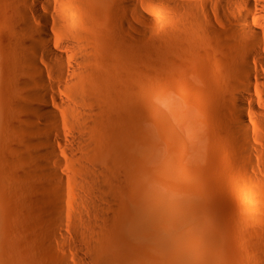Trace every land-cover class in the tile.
Wrapping results in <instances>:
<instances>
[{
  "label": "rangeland",
  "instance_id": "rangeland-1",
  "mask_svg": "<svg viewBox=\"0 0 264 264\" xmlns=\"http://www.w3.org/2000/svg\"><path fill=\"white\" fill-rule=\"evenodd\" d=\"M84 1V11L80 10L86 13L91 23L90 30L87 27L88 32H84L88 34L84 38H87L88 56L95 62L94 69L90 68L94 72L99 66L100 74L105 75L102 78L98 73L99 80H96L97 70L91 80L99 81V84L95 82L99 86L100 80L104 81L102 85L113 78L115 80L117 72L121 75L120 78L118 76L120 80H125L122 76H129L126 78H129V83L125 80L128 86L116 79L114 82L118 83L110 85L109 90L111 92L114 86L117 89L120 83L121 93L131 97V107H128L132 109L130 136L114 130L119 125L116 128L108 126L106 131L109 128L111 131L103 133L106 138L104 143L101 139L104 150L108 152H101L104 157L109 151L112 154L109 150L112 145H115L113 153L118 156L124 154L125 147L120 146L126 140L132 149V165L129 167L132 172L128 170L132 178L120 204L119 222L110 228L113 230L108 256L121 260L120 264L126 263L123 261L126 257H132V264H264V257L261 256L255 263L250 253L252 247L260 244L259 249L264 243V212H260L263 209L261 206H264L260 202L264 192V122H259L249 109L246 110L247 128L253 135L249 141L253 158L247 159L237 140L231 137L230 130L215 117L216 98L220 91L214 80L221 75L223 63L220 50L211 44L196 43L194 46L191 44L190 51L187 48L184 50L187 53L184 57L183 47L180 51L178 47L171 49V44L168 46L160 42L165 37V20L174 17L182 2L193 1L203 7L208 0ZM37 2L40 11L50 16L43 9V1ZM1 4L0 45L2 38L5 43L6 40L7 43L11 41L16 31L13 27L15 23L10 25L13 21L10 19L12 22H9L7 14L3 15L5 11ZM207 12L212 16L211 8ZM53 21L54 18L51 21L53 32L64 42L72 44L73 36L58 32ZM201 25L205 29L203 21ZM195 40L204 42L196 37L190 39ZM168 48L172 50L169 60L165 58L170 52ZM173 48L179 49V59ZM4 49L10 53L8 47ZM163 52H166L165 56ZM4 54L3 64H6L2 66L7 68L11 55L7 59V53ZM9 64L14 67L12 62ZM12 66L10 70L15 69L16 73L12 70L8 74L10 77L5 76L8 69L3 72L2 68V73L6 74H0V253L12 251V257L9 255L11 259L5 256L12 264H100L97 258H93L96 256L92 257L89 253L87 239L93 225L103 227V220L96 211L100 200L90 194L83 171L103 170V155L101 163H91L89 151H82L79 147L71 152L68 162L59 153L62 165H49L51 171L64 178L59 186L63 214L61 234L49 222L48 215L43 216L40 226L35 228L27 217L34 199V202L45 199L51 204L41 190L50 186V180L39 173L33 184L35 188L26 189L24 173L29 170L28 154L33 151L27 143L35 136L31 129L42 120H36L33 126L22 121L25 113L18 107L22 100L28 101L24 96L33 91V87L28 84L22 86L20 80L30 81L32 77L24 74L16 64L15 68ZM107 67H111V75L109 69L106 71ZM124 67L127 70L124 69L123 73L120 69ZM44 78L60 89L47 95V103L52 110L60 112L53 100L58 97L62 103L69 101L65 88L68 79L51 73H46ZM113 92L117 94L119 90L112 91L111 97L115 94ZM121 93H118L120 97ZM115 97L118 101L123 96ZM113 99L111 104L118 106ZM121 102L129 104L128 101ZM115 125L111 123L110 126ZM64 129L75 133L71 126H64ZM117 143L121 144L118 146ZM97 153L100 154L99 151ZM154 156L157 158L154 159ZM161 187H164L163 190ZM113 201L110 199L103 206L111 210L118 202L115 204ZM131 220L132 243L129 240ZM145 222L149 224H139ZM44 229L47 234L43 233ZM29 239L37 241L36 247L26 251L24 259L20 258L21 253L14 255L15 247ZM17 251H20L19 248ZM2 259L0 256V264Z\"/></svg>",
  "mask_w": 264,
  "mask_h": 264
},
{
  "label": "bare ground",
  "instance_id": "bare-ground-1",
  "mask_svg": "<svg viewBox=\"0 0 264 264\" xmlns=\"http://www.w3.org/2000/svg\"><path fill=\"white\" fill-rule=\"evenodd\" d=\"M0 1V3H2V8H4L3 12L5 11L3 15L7 14L9 20L11 19L13 21L8 20L12 22L9 24L15 23L13 27L16 28L14 38L8 41V43L6 40L7 44L3 38L1 39L0 74L2 76L6 74L2 73V68L3 72L8 69L9 71H6L8 73L5 76L10 77V72L13 69L10 70L12 64L10 65L9 63L12 62L14 64L12 68H15L16 64V67L20 68L24 74L31 75L32 78L30 81L20 80L22 86L28 84L33 87V91L25 94L24 98L29 102L22 100L18 109L25 113L22 121L29 126H33V123L36 120L38 121V119L42 120L41 122H37L38 125L33 126L31 129L35 136L27 143L29 148L33 151L31 154H28L30 155L28 159L29 166H27L29 170L26 168L28 172L24 173L27 179L26 189H30L31 187L35 188L33 184L37 180L39 173L50 180V186L41 188V190L43 196H47L46 200H48V198L50 199L51 204H48L45 199H37L38 201L36 202H34V199L33 203L31 202L32 208L30 212H28L27 217L33 226L31 227L35 228L40 226L42 217L48 215L49 222L57 229V233L61 234L60 228L63 224V214L60 206L62 195L60 194L59 186L64 182V178L51 171L49 165L51 163L62 165L60 161L61 157L58 155L59 153L63 154L68 162L71 152L79 147L82 148V151H89L88 159L91 163H101L102 161L100 162V160H103L104 157L101 152H107V150H104L101 141L105 138L103 133L108 126L116 128L119 125L121 130L119 126V130L117 128L114 130L122 131L123 135L128 137L132 131V120H130L132 119V114L130 112L132 109L130 110L128 108L131 105V101H129L131 97L129 98L128 95H125L126 97L128 96V100H126L125 96L120 91V83L119 85L117 84V89L114 88L115 86L112 87V91L119 90L118 93H121V97L123 96L122 98L120 94H116V92H113L116 95L113 94L114 96L111 97L110 95L112 94L110 93H112V91L110 92L109 88L111 89V86L119 81H123L122 84H125V80L129 83V78L126 79L129 76H122L125 80L122 78V80H120L118 76L120 78L121 75L117 72L118 76L116 74L117 77H115V80L118 79L116 80L118 82H114L115 80L113 78V80H111L113 84H111V81H109V83L104 79L107 84L104 83V85H102L104 81L102 82L100 80V85L105 87L98 86L99 81L96 82V80H99L97 74H100V71L99 66H96L95 69L99 72L96 73L95 71L97 70H94L96 73V80L94 81L95 73L93 69L95 67V62L88 56L87 40H85L87 38H84L86 35L84 32L86 31L85 33H87L91 28L90 18L88 19L86 13H83L84 10L82 8H84V0H42L43 9L50 14V16L40 11L37 0ZM152 1L161 2V0ZM202 6L203 7H200L193 1L182 2L180 4V9L176 11L174 17H169L165 20V37H162L163 40L160 42H164L168 46L171 44V49L172 47H178L180 51L183 49L182 51L184 53H186V51H184L186 48L189 50L191 44L194 46L196 43L204 45L211 44L216 50H220L219 54L223 58V63L221 65V75L214 80V84L219 85L220 91L219 96L216 98L217 110L215 117L230 130L232 133L231 137H234L239 143L242 154L247 159H251L253 156L249 141L250 138H253V135L247 128L248 114L246 110L249 109L250 112L259 119V122H264V0H208ZM208 8H211L213 13L212 16L207 12ZM82 14H85L84 16L87 18ZM52 17L54 18L53 22L58 32L62 34L70 33L73 36L72 44L64 42V40H61L58 35L53 32L51 28ZM31 19L34 20L37 26L32 24ZM202 21L205 25V29L202 28ZM195 37L197 39H203L202 41L204 42H199L198 40L190 41V39H194ZM160 39H158V41ZM167 41L170 42L167 43ZM4 47L10 49L9 54L7 51L8 49H6V52ZM171 49L167 51L171 52ZM174 49H176L179 59L180 51L178 52L179 49L177 50V48H173V50ZM170 52H168L169 54L163 52L164 56L167 54L165 58L168 57L166 58L168 60L170 55H172V52ZM4 53H7V59L10 55L11 58L15 59H12V61L11 58L8 59L7 68L4 67L6 63L4 62L3 64V55L6 56ZM186 55L187 53L184 57ZM90 67H93V69ZM110 68L111 67H107V70H105L108 71L109 69L111 71ZM122 69L123 73L124 69L127 70L126 67L120 70ZM105 70L103 69L102 71ZM14 71L15 69L12 72L14 73ZM128 71L125 72L127 73ZM46 73H51L58 78L67 77L68 79L65 88L69 93V101L67 103H62L58 100V97H55L53 100V102H57L60 112L53 111L50 104L47 103V95L50 92L53 93V90L60 89L49 84L44 78ZM108 73L111 75L112 71ZM108 73L106 75H108ZM99 74L98 76L103 73L101 72V74ZM103 76L105 77V75L101 77L104 78ZM92 77H94L92 79L93 81L91 80ZM101 77L100 79H102ZM95 82L98 83L97 86ZM115 96L120 97L122 100L119 98L120 100L117 101L116 99L118 98ZM110 98H114V102H117L116 104L119 105L111 104L112 99ZM121 101H128L129 104ZM1 104L2 102L0 99V110L2 109ZM17 104H19V102ZM112 108L115 109L113 112ZM109 123L110 125L111 123L116 125L115 127L110 126ZM64 126H71L75 133L72 134L64 129ZM108 130H110V128ZM106 132L104 134H106ZM120 136L123 137L121 133ZM102 138L103 140H101ZM123 138L125 139V137ZM126 141L120 146L122 148L125 147V150L122 149L124 151V154H122L123 156L121 154V156H118L117 153L116 156V154L113 153V149H115L113 147H115V145H112V148L109 147L112 154L110 151L109 154L103 152L106 155V157H104L105 160H103L106 164L103 163V170L92 169V171H87L88 169H84L85 172L83 171V176L84 179H86L90 194L96 195L97 199L100 200V205L96 207V211L104 222V224L102 222L103 227L101 225H93L91 233L89 234L90 236H86L89 240V253H91V256H96L92 257L97 258L100 264H120L121 261H118L119 259H111L107 254V249L110 244V236L113 230L110 228L114 227V224L119 222V215L122 210L120 204H122L124 199L123 196L126 195V190H128L132 178V168H130L131 170L129 169L132 165V149L129 148L128 140ZM104 142L105 140L103 143ZM118 144L120 145L121 143H117L116 145ZM163 145L165 146V144ZM98 151L101 155L97 153ZM99 155L100 157L103 155V157L100 158ZM156 158L157 157L154 156V159ZM13 180L15 181V179ZM110 199L114 200V203L118 201L111 210L103 206V204L107 203ZM260 202L264 203V192L260 196ZM261 207L263 209L260 212H264V206ZM16 208L18 211L20 210L19 206ZM139 224L147 225L149 222ZM139 224H137V226ZM42 232L43 231L40 233L42 234ZM43 233L47 234L46 229H44ZM41 234L39 235L41 236ZM129 240L130 243H132V220L130 221L129 227ZM35 242L37 241L29 239L27 242L19 243V247L12 245L16 249H14L15 251L13 250L14 255L16 253H21L22 257L20 258L24 259V253L36 247ZM258 246H260V244ZM258 246H254L255 248L252 247V252H250L251 250L249 251L252 256L250 253L248 254L255 263L258 262L261 256L264 257V243L261 244L259 249ZM18 248L20 250L19 252L17 251ZM2 254L1 252V259L3 255L4 257L1 260V264L7 262L10 264L11 261L9 260L11 259L10 257H12V251L9 250L8 254H6V252ZM5 256L10 259L8 258V260ZM123 261L127 264H132V257H126Z\"/></svg>",
  "mask_w": 264,
  "mask_h": 264
}]
</instances>
